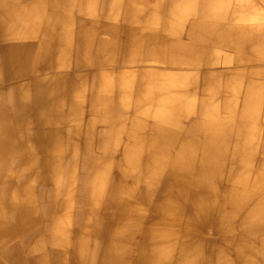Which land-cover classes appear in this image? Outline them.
Wrapping results in <instances>:
<instances>
[{
    "label": "clouds",
    "instance_id": "obj_1",
    "mask_svg": "<svg viewBox=\"0 0 264 264\" xmlns=\"http://www.w3.org/2000/svg\"><path fill=\"white\" fill-rule=\"evenodd\" d=\"M0 264H264V0H0Z\"/></svg>",
    "mask_w": 264,
    "mask_h": 264
}]
</instances>
